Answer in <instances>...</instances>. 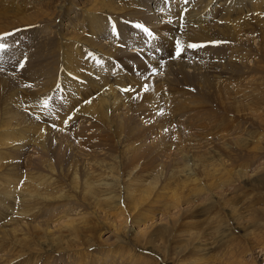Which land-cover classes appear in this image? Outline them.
<instances>
[{
	"label": "rangeland",
	"instance_id": "374dc122",
	"mask_svg": "<svg viewBox=\"0 0 264 264\" xmlns=\"http://www.w3.org/2000/svg\"><path fill=\"white\" fill-rule=\"evenodd\" d=\"M199 1L182 0L175 31L164 19L158 33L172 0H75L62 12L63 0H0V34H14L0 41V264H264V10L232 0L246 29L225 34L219 1L208 35L187 28ZM137 24L162 43L144 49ZM198 41L211 44L186 47ZM104 79L112 91L100 96ZM31 177L42 184L32 198ZM138 197L144 207L127 210Z\"/></svg>",
	"mask_w": 264,
	"mask_h": 264
},
{
	"label": "bare ground",
	"instance_id": "6f19581e",
	"mask_svg": "<svg viewBox=\"0 0 264 264\" xmlns=\"http://www.w3.org/2000/svg\"><path fill=\"white\" fill-rule=\"evenodd\" d=\"M64 2H62L63 4H61V5H63L62 6V8H61V12L62 11H64L65 10V8H67V7H69V6H71V7H74L75 6V0H63ZM177 1L179 2V4L177 3ZM188 1V0H187ZM190 1V0H189ZM202 1V2H201ZM219 1H221V6H223L224 8H226V9H224V10H226L224 13H223V20H225V23H226V25H221V24H215V26H214V29H217V31H221L222 33H225L226 34V28H228V27H231V26H234V27H236V28H238L239 27V30L237 31V34L238 35H240V34H242V32H243V30L244 29H242V27H244L243 25H242V23H240V21L239 20H237L236 18L234 19V20H231V13H233L232 12V8H231V6H232V0L230 1V0H218V1H216V2H214V0H200L199 1V3H198V5H196L197 6V8L195 9V10H190L189 12H187L186 13V18H187V21H188V23L189 24H187V28L188 27H191V25L190 24H192V26L194 27V28H199V29H203L204 30V32H206L207 31V34L209 35V31H211L212 32V30H209L208 31V28H207V26H206V23H208L207 21H206V19L207 20H209V21H211V19L209 18L208 19V16H212L214 13L212 12V9H213V5L214 4H216V3H218ZM102 2V1H101ZM104 2V1H103ZM234 2V1H233ZM181 3H183V4H185L184 2H182V0H172V2H171V5L173 6V9H169L170 11H166L164 8L162 9V13H156L157 14V17L155 16L154 17V21H155V23L153 24V31L154 32H158V33H160V31H161V25H163L161 22L165 19V20H167L168 22H167V24H164V26L166 25L167 27H165L164 28V30H170V31H175V30H173L174 29V26H172V23H170L169 22V20L168 19H172L173 18V16H177L178 14H181V12H182V8H183V6L181 5ZM148 4V3H147ZM203 4V5H202ZM237 5L236 7L237 8H244V7H248V10L251 12H254V11H263L264 10V6L262 5V4H264V0H250V4H248V5H246V3H244V2H239V0H236L235 1V3H234V5ZM259 4V5H258ZM249 6H251V9H249ZM151 7V6H150ZM76 8V7H75ZM231 8V9H230ZM233 8H234V6H233ZM117 9V8H116ZM115 9V10H116ZM151 9V8H150ZM155 10H156V8H154ZM198 9L199 10H201L202 12L201 13H203V12H205L204 14L206 15H204L205 17H207V18H204L202 21H200V22H197V25H194L193 24V20L194 19H196V17H197V15L199 14L198 13ZM100 10H107V8L104 6V5H102L101 6V8H100ZM124 10L126 11V9L124 8ZM128 10V9H127ZM154 10V11H155ZM161 10V9H160ZM139 11V10H138ZM149 11V10H148ZM147 11V12H148ZM152 11V10H151ZM150 11V12H151ZM157 11V10H156ZM239 11V10H238ZM90 12V11H89ZM93 12V11H92ZM139 12H142V11H139ZM175 12H177V13H175ZM172 13V14H171ZM242 13V12H241ZM245 13V12H244ZM256 13V12H255ZM254 13V14H255ZM259 13V12H258ZM90 14H93V13H91L90 12ZM143 14V13H142ZM155 14V15H156ZM177 14V15H176ZM185 14V13H184ZM234 14V13H233ZM250 14V13H249ZM257 14V13H256ZM201 15H203V14H201ZM221 15V14H220ZM226 15H230V16H227L226 17ZM238 15V14H237ZM262 15V14H261ZM160 16H162L163 17V19H160ZM248 16V15H247ZM255 16V15H254ZM258 16H260V15H258ZM77 17V16H76ZM216 17V16H215ZM220 17V16H219ZM225 17V18H224ZM233 17V16H232ZM93 15H92V17L90 18V20L92 19L93 20ZM175 18V17H174ZM214 18V17H213ZM212 18V19H213ZM256 18H258V17H256ZM176 19V18H175ZM185 19V18H184ZM222 19V18H221ZM37 20V19H36ZM152 20V19H151ZM151 20H150V22H151ZM164 20V21H165ZM173 20V19H172ZM237 20V21H236ZM149 22V21H148ZM232 22V23H231ZM161 23V24H160ZM245 24V23H244ZM154 26H158V29H156V27H154ZM150 27V26H149ZM246 27V26H245ZM244 27V28H245ZM186 28V27H185ZM246 29V28H245ZM162 32V31H161ZM215 32V31H214ZM66 33V32H65ZM101 32H99V34H100ZM94 34V33H93ZM99 34H97V35H99ZM207 34H205V36H202L201 38H205L206 36H207ZM58 35H59V37H62L63 39H64V34L63 33H61V32H59L58 33ZM160 35V34H159ZM204 35V34H203ZM201 35H199V37H200ZM167 37V36H166ZM191 39V38H190ZM213 39H215V38H213ZM167 39H165V41H166ZM202 40V39H201ZM206 40V39H205ZM202 41H204V40H202ZM199 42V41H198ZM75 44V43H74ZM72 45L71 46V48H68L69 50L68 51H73L74 52V50L75 49H79L80 47H78V46H75V45ZM171 45V44H170ZM169 46V45H168ZM80 50V49H79ZM78 50V51H79ZM104 50H107V49H104ZM103 50V51H104ZM101 51V50H100ZM138 52H140V51H138ZM137 52V49L136 50H132V52L131 53H138ZM75 53H76V50H75ZM102 53H106V52H102ZM130 53V52H129ZM67 54V53H66ZM73 55V54H72ZM137 55V54H136ZM81 57V56H80ZM66 58H67V55H66ZM78 58V57H77ZM76 58V56H69V59H68V61H67V63H68V65L67 66H69V68L70 69H72V71H78V72H82L81 70H80V59L78 60ZM241 58V57H240ZM140 60H142V59H140ZM153 60V59H152ZM145 61V60H144ZM146 63V62H145ZM156 63V62H155ZM184 64V63H183ZM154 65V64H153ZM152 65H150V67H151ZM162 66H163V64H162ZM152 68V67H151ZM154 68L155 69H157V66L155 67L154 66ZM85 69H86V67H85ZM154 70V69H153ZM155 71V70H154ZM153 71V72H154ZM91 73H93V72H91ZM95 73V72H94ZM93 73V74H94ZM80 74H82V73H80ZM85 74V73H84ZM88 75V74H87ZM75 77V76H74ZM77 77V76H76ZM80 77H81V75H80ZM79 77V78H80ZM90 78H92L91 76H89ZM89 78V79H90ZM101 79V78H100ZM109 80V79H108ZM74 81V80H73ZM103 81H106L105 83H103V89H102V91H101V94H100V96H104V95H106L107 93H110L111 91H112V89H111V87L109 86V82L107 81V80H103ZM75 82V81H74ZM153 87V86H152ZM71 91V90H70ZM81 93V92H80ZM74 96V95H73ZM78 97V96H77ZM72 98H74V97H72ZM20 104V103H19ZM45 125V124H44ZM43 125V126H44ZM3 127V126H2ZM41 136H42V134H41ZM6 147V146H5ZM5 157V156H4ZM5 160V159H4ZM198 169V168H197ZM191 171L193 170V169H190ZM52 171V170H51ZM209 171V170H208ZM193 174V173H192ZM191 175V174H190ZM212 175V174H211ZM209 176V175H208ZM4 177V176H3ZM191 177V176H190ZM32 178V177H31ZM30 178V179H31ZM195 181L197 182V183H195ZM14 182V181H13ZM201 179L200 178H196V177H194V183L195 184H198V187L196 186V187H194V189L196 190V192H198V194L201 192V187L199 186V185H201ZM153 184V183H152ZM152 184H150V183H148V186L150 185V189H149V187H148V190H147V192H146V201L148 200V199H150L151 198V196L155 193V191L157 192V183H155L154 184V186L152 187ZM9 185V184H8ZM207 185H209V184H207ZM42 186V184H37V182L36 181H34V179L32 178V180L30 181L29 180V182H27V188H26V190L25 191H23V192H28V193H30V194H28L31 198H32V196H33V193L34 192H38V189H40V187ZM106 186H108V187H110V188H112V183H110V184H106ZM204 186V185H203ZM209 188H210V191H211V188H212V184H210V186H209ZM208 188V189H209ZM93 190V189H92ZM160 190V189H159ZM209 191V192H210ZM110 192V191H109ZM159 192V191H158ZM195 192V193H196ZM130 193V192H129ZM56 194H57V192H56ZM173 194V193H172ZM176 194V193H175ZM175 194H174V201L175 202H178L179 201V199H177V197L175 196ZM41 199H45V200H50L51 201V197L49 196V195H46V194H40V192L37 194ZM58 195H60V194H58ZM111 195V194H110ZM139 195V194H138ZM177 195H178V193H177ZM62 196H64V195H62ZM111 197H112V195H111ZM144 197V196H143ZM176 197V198H175ZM54 198V197H53ZM60 199V196L59 197H57V198H55V199ZM110 198V197H109ZM53 200V199H52ZM108 200V202H109V199H107ZM106 200V201H107ZM110 200H111V198H110ZM128 201V200H127ZM133 201V200H132ZM135 202V206H134V208L132 207V205H131V207L129 208V209H127V210H134V211H136V209H141V208H143L144 207V203H140V198L138 197L137 198V200L136 201H134ZM148 202V201H147ZM128 204V203H127ZM114 205V204H113ZM147 205H148V203H147ZM108 206V205H107ZM149 207V206H148ZM146 209V208H145ZM146 210H148V209H146ZM140 211V210H139ZM138 212V211H137ZM120 213V212H119ZM124 215V212H122V213H120V215ZM146 215H147V213H145ZM144 214V215H145ZM125 216V215H124ZM144 217V216H143ZM148 217V216H147ZM28 218V217H27ZM123 218V217H122ZM142 218V217H141ZM137 219H139V217L137 218ZM144 219V218H143ZM134 220H135V218H134ZM145 221V220H144ZM135 222V221H134ZM68 223V222H67ZM23 224V223H22ZM136 224H137V222H136ZM48 225V224H47ZM67 225V224H66ZM69 225H71V224H69ZM58 226V225H57ZM39 227V226H38ZM70 227V226H69ZM73 227V226H72ZM59 228V227H58ZM52 229V228H51ZM52 232H53V230H52ZM77 231H75V233H76ZM49 235V234H48ZM51 236V235H50ZM65 236V235H64ZM67 236V235H66ZM65 236V237H66ZM63 238V237H62ZM62 241V240H61ZM63 242V241H62ZM68 246V245H67ZM62 250V249H61ZM205 250V249H204ZM63 251V250H62ZM61 251V252H62ZM64 252V251H63ZM205 253V252H204ZM80 255V254H79ZM131 256H133V255H131ZM135 257H136V255H135ZM77 258V257H76ZM202 258V257H201ZM75 259V258H74ZM89 259V258H88ZM205 259V258H204ZM0 260H1V262L2 263H4V259L2 258V257H0ZM80 261H83V258L80 260ZM80 263V262H79ZM81 264H82V262H81ZM88 264V263H87Z\"/></svg>",
	"mask_w": 264,
	"mask_h": 264
},
{
	"label": "snow or ice",
	"instance_id": "6c2138e0",
	"mask_svg": "<svg viewBox=\"0 0 264 264\" xmlns=\"http://www.w3.org/2000/svg\"><path fill=\"white\" fill-rule=\"evenodd\" d=\"M185 2H187V0H185ZM135 27L137 29H140L147 36H150L153 39H155L154 34L147 27H144L143 25H140V24L135 25ZM112 34L113 35H116L117 34L116 33L115 26H113V33ZM9 35H14V34H11V33L0 34V41H5ZM204 46L205 45L191 44L190 43L186 47L188 49H197V48L204 47ZM7 48H8V45L6 43L0 42V52H6L7 51ZM174 48H175V51H174V57L173 58L179 59L182 56L183 52L185 51V46L182 44V42L179 39H176L175 40ZM23 67H24V63H21L20 64V68L22 69ZM142 90H143V92L147 93L149 91V85L146 84V83L143 84L142 85ZM121 91L122 92H132V91H135V89H133L131 86H129L128 88H122ZM138 95H139V93H137V96ZM42 106L43 107H47L48 106V99H45L42 102Z\"/></svg>",
	"mask_w": 264,
	"mask_h": 264
}]
</instances>
